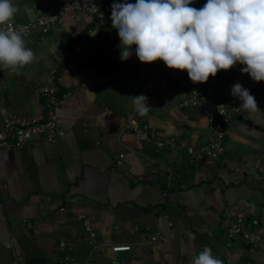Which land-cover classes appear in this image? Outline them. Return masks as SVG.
<instances>
[{"label":"crops","instance_id":"1","mask_svg":"<svg viewBox=\"0 0 264 264\" xmlns=\"http://www.w3.org/2000/svg\"><path fill=\"white\" fill-rule=\"evenodd\" d=\"M12 2L19 13L10 23L20 25L56 10L61 0ZM206 2L193 0L190 7ZM112 5L101 19L67 12L48 32L34 29L24 36L34 61L17 73L0 69L2 130L10 115L42 113L36 92L53 83L59 51L81 29H93L85 50L62 69L72 93L58 109L57 141L36 136L23 147L0 149V264H112L110 249L98 252L88 242L79 216L89 220L98 243L132 245L116 255L126 264H192L205 246L222 264H264L263 252L251 253L242 238L227 235L234 221L255 224L264 212V81L252 80L239 63L218 72L211 102L239 99L231 95L236 82L259 99L257 112L242 110L227 125L222 156L197 160L186 149L158 150L136 138L129 120L197 149L210 133L205 110L180 101L209 80L193 83L186 70H162L163 61L142 63L135 48L117 63ZM140 94L151 107L144 117L133 105L132 96ZM159 226L167 242L152 240Z\"/></svg>","mask_w":264,"mask_h":264},{"label":"clouds","instance_id":"2","mask_svg":"<svg viewBox=\"0 0 264 264\" xmlns=\"http://www.w3.org/2000/svg\"><path fill=\"white\" fill-rule=\"evenodd\" d=\"M193 0H136L112 5V27L118 32L120 59L135 55L142 63L163 61L169 69L186 70L193 83H206L220 70L236 64L256 82L264 81V0H207L202 8ZM19 8L0 0V69L17 73L32 63L35 53L26 46L24 26L10 23ZM231 95L246 113L259 110L250 90L236 82ZM135 112L147 116L148 97L132 96ZM222 105L218 106L220 109ZM223 114V113H222ZM192 264H222L205 246Z\"/></svg>","mask_w":264,"mask_h":264},{"label":"built area","instance_id":"3","mask_svg":"<svg viewBox=\"0 0 264 264\" xmlns=\"http://www.w3.org/2000/svg\"><path fill=\"white\" fill-rule=\"evenodd\" d=\"M114 0H61L60 5L56 10L44 15L36 21L20 24L24 26V36H29L34 29L40 28L43 33L50 30L52 26L62 21V18L67 12L86 13L99 19L104 17L107 7L109 8ZM13 27L18 25L13 24ZM92 28H83L80 33L75 34L68 45V48L59 51L58 61L51 69L50 74L53 78V83L48 86L38 88L36 95L41 102L42 113L37 116L17 117L10 115L5 119V126L0 130V149L20 148L29 143L33 137L46 138L51 142L57 141L61 135L58 127L59 114L58 109L67 97L71 95V91L64 87V78L62 69L66 62L74 61L76 57L85 50L87 40L92 33ZM120 44V41L118 45ZM136 46L133 45L132 49ZM119 48V47H118ZM117 63L123 62L120 58L116 59ZM161 69L167 70L165 63H161ZM152 75V70H150ZM218 74L211 77L206 85L196 87L191 93L180 101L183 107L201 104L205 110L210 133L204 142L196 149L189 145L185 139L179 137H160L157 129L149 123H144L136 117H132L127 128L130 129L136 138L154 145L158 150H174L186 149L187 152L197 160L206 158L220 157L225 152L227 141V125L231 119L238 116L242 110L239 108L242 103L239 99H227L217 102L208 100L214 91V86L217 81ZM159 82L158 78H154ZM257 103L259 99L256 98ZM220 109L218 106H220ZM223 113V114H222ZM256 166L261 169L259 162ZM168 179H172V174H168ZM167 195V191L164 192ZM83 220L84 227L88 232V242L92 243L94 249L98 252H105L110 249L114 254L112 264H126L125 258H117L119 252L130 251L132 245L129 243H117L106 245L98 243V235L88 219L79 216ZM28 226V220H24ZM227 235L230 238L240 237L248 245L251 253L261 251L264 253V212L260 215L258 222L255 224L248 220H237L228 225ZM153 241L167 242V238L163 233L161 226L157 228L153 237ZM72 243V242H71ZM73 244V243H72ZM60 245L66 247V242L62 241ZM67 260H69L67 258ZM69 264H74L73 260L68 261Z\"/></svg>","mask_w":264,"mask_h":264}]
</instances>
